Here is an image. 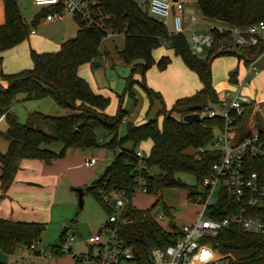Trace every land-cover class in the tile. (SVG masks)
<instances>
[{"label": "trees", "instance_id": "obj_1", "mask_svg": "<svg viewBox=\"0 0 264 264\" xmlns=\"http://www.w3.org/2000/svg\"><path fill=\"white\" fill-rule=\"evenodd\" d=\"M2 1L4 22L0 24V55L25 40L31 31L22 17L17 0ZM81 1L88 4L87 18L83 19L81 14L73 15L78 26L73 37L64 40L56 51L37 52L30 49V68L14 73L0 72V116L3 115L7 122L3 135L8 143L6 151L0 152V198L11 184L21 159L49 161L62 157L67 148L106 146L118 148L119 151L102 174L86 186L84 191L90 192L107 213L112 212V209L103 203L98 190H121L126 195L132 194L140 164L145 166L141 175L148 182V193L157 194L165 187L179 186L187 189L189 200L191 196L199 193L198 187L202 178L219 158L218 152L207 149L201 152L199 148L208 146L213 138L214 128L222 129L224 122L220 117L184 122L181 118L173 117L172 113L184 115L202 110L208 102H218L219 96L211 83V62L216 56L229 52H218L214 45L205 59L199 58L192 53L184 34L169 33L163 21L151 16L147 8H142L134 0ZM62 2L63 0L57 5L47 6L34 17L32 25L42 15L62 11ZM196 3L203 17L239 27H246L264 19V0H197ZM108 33L123 34L124 44L118 55L126 63L141 60L138 68L142 77L154 63L153 50L165 43L197 75L201 88L191 96L178 98L169 110H164L160 126L156 119H149L138 125L127 123L124 135H119V127L127 115L126 111L119 105L115 114H107L105 111L109 98L94 92L88 82L78 74L79 66L90 63L99 55L101 41ZM246 51L248 55L255 56L263 51V47L257 44ZM169 63L170 58L164 55L158 59L156 65L163 70ZM235 75L236 70L231 71L229 79L232 81ZM135 82L133 78L128 79L125 88V92L133 99L135 96L132 87ZM144 88L149 95L155 94L145 85ZM20 94L23 95V100L50 97L59 107L69 111L63 115H46L36 111L30 113L29 119L47 121L53 125V133L45 132L31 122H20L10 112L12 104ZM242 118H238L237 122ZM99 132L101 142L98 141ZM260 136L264 139L262 134ZM146 139L151 140L150 153L148 157L139 158L135 146ZM53 142L62 143V149L58 153L43 147ZM127 142H131L133 146L125 147ZM246 162L249 171L264 174V161L247 157ZM152 168H156L158 172H149L148 169ZM178 173L193 175L196 184L186 185L176 177ZM163 211L171 214L166 205H163ZM241 211L245 215L258 216L264 220V206L252 207L224 198L219 201L215 210H211L217 219ZM122 217L126 223L117 227L116 234L124 246L131 247L136 264H150V242L157 245L167 244L176 235V225H171V230L164 229L152 217L150 210L137 209L131 203L123 209ZM45 228V222L0 218V250L10 254L21 246L30 248L33 243L40 242ZM66 233L67 231H61L60 242ZM214 243L216 249L228 259V264H264V237L246 233L240 225H231L220 230ZM59 245L52 247L54 254H57L55 251Z\"/></svg>", "mask_w": 264, "mask_h": 264}, {"label": "built area", "instance_id": "obj_2", "mask_svg": "<svg viewBox=\"0 0 264 264\" xmlns=\"http://www.w3.org/2000/svg\"><path fill=\"white\" fill-rule=\"evenodd\" d=\"M61 0H33L37 6L47 7L57 5ZM63 8L73 14H81L83 19L87 18L86 1L79 3L63 0ZM185 0H149L148 12L159 20H166L171 14L173 33L184 34L190 31L192 45L191 51L198 56L205 49H211L217 43V35L224 39L222 51H233L236 49L246 50L251 46L260 44L264 51V19L249 24L246 27H239L230 23L191 18L190 25L184 21ZM62 11H53L45 16L48 21L61 19ZM207 19V20H206ZM164 22V21H163ZM202 26L204 32H196L193 27ZM247 70L256 74L254 58H250ZM242 85H247L244 81ZM250 99L244 93L237 90H225L219 97L218 102H208L206 107L200 111V118L220 117L224 122L222 129L215 127L213 138L205 148L199 151L213 150L218 152L219 158L212 163L210 171L205 175L198 187L199 193L191 196L189 201L200 205L196 216L191 223H184L176 227L174 239L163 245L154 244L148 251L150 264H228V259L221 254L214 243V238L219 231L231 225H240L241 229L250 234L262 235L264 237V220L258 216H248L242 211L232 213L221 219L212 215L211 210L218 207L219 201L243 202L252 207L264 206V174L257 171H249L246 158L260 159L264 161V139L257 131L236 137L235 128L237 120L243 117ZM0 117H4L1 115ZM125 121V118L124 120ZM102 141V138H99ZM136 155L143 158V153L136 150ZM97 162L94 157L84 159V165L91 167ZM145 166L140 164L137 167L134 191L126 195L124 191L112 190L106 192L99 189L98 193L105 205H108L112 212L104 226L99 231L87 238L90 251L84 254L75 255L71 252V245L75 240L72 232L66 233L63 240L57 247V254L72 255L73 264H136L131 247L124 246L117 237L116 229L120 224L126 223L122 212L128 203H131L135 193L142 189L147 192L148 182L141 175ZM219 187L216 200L211 197L212 191ZM162 217V216H160ZM40 242L30 246V250L40 253L45 264H52L48 259L51 257L44 251L38 249ZM54 255V253L52 252Z\"/></svg>", "mask_w": 264, "mask_h": 264}, {"label": "rangeland", "instance_id": "obj_3", "mask_svg": "<svg viewBox=\"0 0 264 264\" xmlns=\"http://www.w3.org/2000/svg\"><path fill=\"white\" fill-rule=\"evenodd\" d=\"M17 1L24 18L31 29H35L41 34L43 31L45 33L50 31V29L56 25L53 24L49 27L41 26L45 15L40 17V25H32L34 17L43 11L42 8L46 9V7L35 5L33 0ZM66 1L79 3L81 0ZM136 1L144 6L145 0ZM196 1L197 0H185L184 12L194 15L199 20L204 19L205 17L202 16ZM62 13L67 17L71 12L63 8ZM163 21L166 24L168 31L174 32L171 16ZM188 21L189 20L185 23L187 24ZM193 30L200 32L204 29L193 27ZM184 36L189 46H191L192 40L190 31H186ZM223 42L224 39L221 36H218L217 43L215 44L218 52L225 48ZM123 44L124 37L122 34L108 33L101 41L99 47L101 53L92 63H84L78 68L80 76L88 82L92 90L109 98V104L105 111L107 114H115L119 105L126 111L127 121L121 123L119 127V135H124L127 123L138 125L149 119H156L157 124L160 126L164 110H169L178 98L190 96V94H193L196 90L200 89L196 74L189 70L182 60L175 56L171 49L167 48L165 43L153 50L152 58L154 63L144 72L143 77L138 68V64L141 63V60H134L131 63H126L119 57L118 52L123 47ZM104 52L108 54L106 58L104 57ZM164 55H167L170 58V63L165 69L160 70L157 67L156 62ZM207 55L208 51L205 49L198 54V57L205 59ZM130 78L136 80L132 87L135 99L131 98L125 92L127 81ZM143 78L144 80H142ZM144 85L153 90L155 94L149 95L144 88ZM217 88L219 89V87ZM226 89L231 90V88ZM226 89H224V91ZM22 98V94L18 95L17 100L13 103L15 108L14 115L17 116V119L22 123L31 122L32 120L27 117L28 113L26 112L29 111V108H34L33 110L36 109L37 111L54 115L60 114L61 112H63L61 114H65V112L69 111L68 109L57 106L56 102L50 97H46L43 100H22ZM172 116L176 119H182V115L176 112L172 113ZM35 120L39 124L41 123V120ZM48 125L53 127L50 123H48ZM6 128V120L4 117H0V143H4L3 134L6 131ZM99 135L100 132L98 133V137L100 138ZM128 143L130 144L127 146L131 148L133 144L131 142L125 144ZM151 145V140L146 139L138 143L135 146V150L141 151L143 157H148ZM83 150L88 153V156L96 158L98 162L91 167L85 166L83 163L84 168L86 167L87 170L77 171L79 175H84L86 178L81 185H73L67 179L60 182L55 193L54 203H50L49 209H46L47 211L45 210L46 215L44 216V222L46 223V228L41 235L38 249L51 256L48 259L52 264L73 263L70 254H52V247L60 244L59 236L63 227H67V231L72 232L75 236V240L71 245L72 254L80 255L88 252V247L90 245L86 241L87 238L93 233L99 231L108 218V213L88 191H84L83 203L79 208L78 193L76 189L82 188L84 190L94 179L98 178V176L104 171L105 167L110 163V159L119 151V149H112L106 146H92L86 147ZM190 151L192 152L193 150ZM148 171L152 173L158 172L156 168H152L151 170L148 169ZM176 177L186 185L196 184V180L191 174L178 173ZM218 193L219 187H216L211 194L213 200L217 199ZM156 201L158 202L156 203ZM131 204L133 207L140 210H150L152 217L167 230H171V225L173 224L178 228L182 224L194 220L196 211L200 209L199 204L188 200L187 189L179 186L165 187L157 194L148 193L139 189L132 197ZM163 205L169 207L170 215L164 213ZM153 245L154 243L151 242L148 244V251ZM28 249L23 246L18 247L10 254L3 253L0 250V262L4 264H45L44 259L40 257V253Z\"/></svg>", "mask_w": 264, "mask_h": 264}, {"label": "crops", "instance_id": "obj_4", "mask_svg": "<svg viewBox=\"0 0 264 264\" xmlns=\"http://www.w3.org/2000/svg\"><path fill=\"white\" fill-rule=\"evenodd\" d=\"M148 2L149 0H145L144 6L140 5L138 2L137 3L142 8H147L148 10ZM42 9L44 10V8ZM173 13L174 9L172 8L170 14L172 15ZM73 15V13H70V15L66 17L63 14L61 19L52 21H48L44 18L41 26L43 25L49 27L53 24L56 25H54L50 31L46 33L43 31L41 34L35 29H31L28 37L25 40L16 46L3 51L0 55V72L14 73L22 69L30 68L32 66L31 60L29 58L30 49H33L37 52L57 50L64 40L73 37L77 32L78 26ZM22 17L25 20L23 14ZM192 17L195 16L184 12V21L187 22V20H189L187 25H190ZM3 22L4 5L3 1L0 0V24ZM35 24L40 25V21L38 20ZM199 28L205 30V28L202 26H199ZM204 30L200 32H204ZM168 32L173 33L170 31ZM209 50L210 49L208 48V54ZM228 52L229 53L216 56L211 62V83L213 89L216 91L219 97L222 95L224 89L231 88V90H237L244 93L250 99V104L247 106L242 120L236 125V137L249 134L253 131H257L264 136V51H261L255 56H250L246 50L241 49ZM107 55L108 54L105 53L104 57L106 58ZM250 58H254V66L257 69L256 74L247 70V65ZM94 60L95 58L90 63H92ZM233 70H236V75L231 81L229 79V73ZM78 74L80 75V71H78ZM244 81L247 82V85H242ZM199 84V87L201 88L200 81ZM217 87H219V89ZM193 94H190V96ZM14 109L15 108L12 104L10 108V112L12 114H14ZM33 109L34 108H29V111L26 112L28 113V118L29 114L35 111L46 115H54ZM61 113L57 115H63ZM66 113L67 112H65V114ZM126 117L125 121H127ZM31 123L33 126L38 127L45 132H54V127H50L48 125L49 122L47 121L41 120L40 124L37 121H31ZM129 144L130 143L125 144V147L130 148L127 146ZM7 145L8 143L4 138V143H0V152H5ZM43 147L58 153L62 149V143L53 142L51 144H45ZM83 149L85 148H67L65 154L62 157L54 158L49 161H43L40 159H21L19 162V168L15 172L11 184L7 188L5 195L0 198V218L11 221L44 222V216L50 207V203H54L55 193L59 183L64 179H67L73 185H81L86 180L84 175L81 176L77 173L79 170H87L86 167L84 168L83 160L89 158L90 156H88V153ZM113 157L110 159V162ZM191 222H193V220H191L189 223ZM88 248H90V246Z\"/></svg>", "mask_w": 264, "mask_h": 264}, {"label": "water", "instance_id": "obj_5", "mask_svg": "<svg viewBox=\"0 0 264 264\" xmlns=\"http://www.w3.org/2000/svg\"><path fill=\"white\" fill-rule=\"evenodd\" d=\"M200 120H201L200 115L197 112H190L182 115V121L184 122H198ZM76 191L78 193V204L79 207H81L83 203L84 190L82 188H78L76 189ZM62 231H67V227H63Z\"/></svg>", "mask_w": 264, "mask_h": 264}]
</instances>
